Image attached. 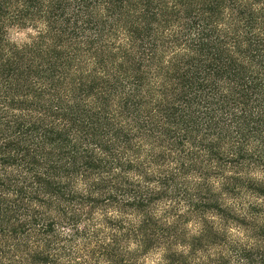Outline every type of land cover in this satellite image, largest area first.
<instances>
[{
    "label": "trees",
    "instance_id": "16d2710c",
    "mask_svg": "<svg viewBox=\"0 0 264 264\" xmlns=\"http://www.w3.org/2000/svg\"><path fill=\"white\" fill-rule=\"evenodd\" d=\"M0 264H264V0H0Z\"/></svg>",
    "mask_w": 264,
    "mask_h": 264
},
{
    "label": "rangeland",
    "instance_id": "374dc122",
    "mask_svg": "<svg viewBox=\"0 0 264 264\" xmlns=\"http://www.w3.org/2000/svg\"><path fill=\"white\" fill-rule=\"evenodd\" d=\"M26 32L25 30H12L9 33V38L14 42H21L25 40Z\"/></svg>",
    "mask_w": 264,
    "mask_h": 264
}]
</instances>
